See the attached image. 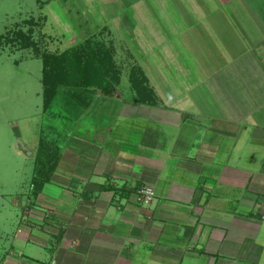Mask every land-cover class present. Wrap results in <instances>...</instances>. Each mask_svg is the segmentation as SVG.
I'll use <instances>...</instances> for the list:
<instances>
[{"label":"crops","instance_id":"crops-1","mask_svg":"<svg viewBox=\"0 0 264 264\" xmlns=\"http://www.w3.org/2000/svg\"><path fill=\"white\" fill-rule=\"evenodd\" d=\"M153 6L154 52L170 53L176 27L162 23L172 17L164 7L170 0ZM201 7L223 8L218 18L233 25L240 46L218 33L212 41L222 62L204 58L196 79L190 72L179 81L183 93L170 91L164 72L158 76L165 89L151 84L129 49L123 93L112 30L96 24L95 33L83 34L82 25L72 27L73 37H85L69 47L95 36L112 48L120 81L112 93L97 90L86 111L89 137L61 150L36 196H15L13 210L0 193L10 213V224L0 226V236L7 235L0 264H264V0H205ZM73 15L84 14L75 8ZM180 30L187 36V27ZM132 67L144 73L155 105L137 102ZM143 185L155 192L149 203L137 199Z\"/></svg>","mask_w":264,"mask_h":264},{"label":"rangeland","instance_id":"rangeland-1","mask_svg":"<svg viewBox=\"0 0 264 264\" xmlns=\"http://www.w3.org/2000/svg\"><path fill=\"white\" fill-rule=\"evenodd\" d=\"M202 1L205 0H170L172 7L164 6L173 14L169 22L162 23L176 27V36L170 43V53H155L153 0H144L140 7L137 0H114L112 3L111 0H0V193L6 205L17 210L13 206L15 196L24 201L26 193L32 191L29 181L35 160L46 166L62 149L78 148L79 139L90 135L88 107L79 113L74 109V106H84L86 101L74 99V93L63 85L61 78L56 84L43 85V60L50 74L60 77L63 71L56 66V57L85 37L80 33H95L96 24H107L114 35L116 58L123 60L120 91H129L126 77L131 61L129 49L134 58L131 62L143 67L151 84L155 79L165 89V84H161L164 80L158 76V71L164 72L172 93L186 92L185 83L179 81L190 72L192 79H196L195 76L203 71L204 58L218 59L217 64L222 62L216 47L218 33H223L225 44L230 47H236V41L240 46L233 25L218 18L224 13L223 8L210 13L206 7H201ZM86 5H89L87 13ZM75 8H80L84 15L74 16ZM164 13L167 12L162 8ZM205 13L210 15L207 17ZM39 15H45L47 20L36 18ZM84 16L87 22L79 20ZM79 24L83 29L77 30L80 33L73 31V37L71 29ZM183 26L187 27V36L180 30ZM30 41L35 45L25 48V43ZM244 52L242 49V54ZM167 56H171L169 60ZM162 60L166 65L161 64ZM160 67H164V71L158 70ZM203 89L199 86L202 93ZM197 91L192 89V93ZM96 98L93 97L92 103ZM17 141L32 150V156H17L13 151ZM9 224L10 213L5 208L0 209L1 228ZM6 236L1 234L0 245L4 244ZM6 248H0V256Z\"/></svg>","mask_w":264,"mask_h":264},{"label":"trees","instance_id":"trees-1","mask_svg":"<svg viewBox=\"0 0 264 264\" xmlns=\"http://www.w3.org/2000/svg\"><path fill=\"white\" fill-rule=\"evenodd\" d=\"M30 45H32L31 41L29 44L25 43L24 47ZM34 45L33 43L32 46ZM56 58V66L63 71L60 73L61 76L58 77L56 74L52 76L54 74H50L49 67L45 68L47 64L43 60L41 83L51 85L55 82L56 84L61 78L63 85L74 93V99L86 101L84 106H74L77 113L83 112L91 105L93 97L97 96L98 89L101 90V94L112 93L120 81L121 70L113 59L112 48L95 36L87 37L81 43L65 49ZM71 67L72 71H70ZM129 82L131 89L137 95L138 103L155 105L154 93L140 69L132 67L129 70ZM59 154L54 157L53 161L47 162L46 166L35 160L30 180L32 196H36L43 185L50 180L57 167Z\"/></svg>","mask_w":264,"mask_h":264},{"label":"built area","instance_id":"built-area-1","mask_svg":"<svg viewBox=\"0 0 264 264\" xmlns=\"http://www.w3.org/2000/svg\"><path fill=\"white\" fill-rule=\"evenodd\" d=\"M137 199L144 203H149L153 200L155 192L153 188L149 185H143L139 187L136 191Z\"/></svg>","mask_w":264,"mask_h":264},{"label":"water","instance_id":"water-1","mask_svg":"<svg viewBox=\"0 0 264 264\" xmlns=\"http://www.w3.org/2000/svg\"><path fill=\"white\" fill-rule=\"evenodd\" d=\"M15 148L21 151L25 156H32L33 152L27 146H25L22 142L17 141L15 144Z\"/></svg>","mask_w":264,"mask_h":264}]
</instances>
